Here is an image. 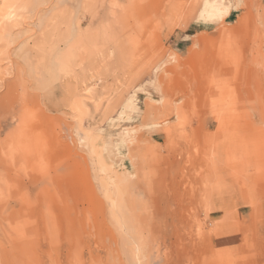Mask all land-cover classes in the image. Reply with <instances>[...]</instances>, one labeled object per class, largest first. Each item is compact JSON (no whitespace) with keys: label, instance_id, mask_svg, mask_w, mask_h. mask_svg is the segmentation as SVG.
<instances>
[{"label":"rangeland","instance_id":"obj_1","mask_svg":"<svg viewBox=\"0 0 264 264\" xmlns=\"http://www.w3.org/2000/svg\"><path fill=\"white\" fill-rule=\"evenodd\" d=\"M0 264H264V0H0Z\"/></svg>","mask_w":264,"mask_h":264},{"label":"bare ground","instance_id":"obj_2","mask_svg":"<svg viewBox=\"0 0 264 264\" xmlns=\"http://www.w3.org/2000/svg\"><path fill=\"white\" fill-rule=\"evenodd\" d=\"M92 19V18H91Z\"/></svg>","mask_w":264,"mask_h":264}]
</instances>
